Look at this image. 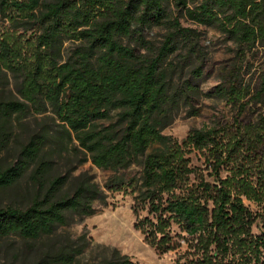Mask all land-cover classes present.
Here are the masks:
<instances>
[{"label":"trees","instance_id":"trees-1","mask_svg":"<svg viewBox=\"0 0 264 264\" xmlns=\"http://www.w3.org/2000/svg\"><path fill=\"white\" fill-rule=\"evenodd\" d=\"M0 17L14 31H30L27 38L0 37V94L9 72L22 98L0 95V152L30 110L50 107L58 127L30 137L14 162L0 164V188L28 169L33 186L26 207L0 208V237L35 240L73 215L94 213L93 202L103 198L95 184L78 179L68 193L67 177L48 175L44 147L76 142L104 170L141 165L128 182L135 187L133 211L148 205L155 222L144 221L159 251L170 248L171 220L193 248L182 264H264V76L252 94L240 81L247 56L264 50V0H0ZM181 18L213 29L233 51L231 69L206 94L242 105L240 111L249 100L259 106L245 122L193 129L179 143L163 129L180 102L197 94L201 70L194 64L204 59L201 32ZM152 27L164 30L159 44L146 38ZM66 41L72 47L65 56ZM113 114L114 122L99 126ZM190 148L204 150L210 178L189 166ZM242 197L260 209L253 212ZM257 219L263 231L254 234ZM71 257L60 253L55 261ZM100 264L139 263L114 251Z\"/></svg>","mask_w":264,"mask_h":264},{"label":"rangeland","instance_id":"rangeland-1","mask_svg":"<svg viewBox=\"0 0 264 264\" xmlns=\"http://www.w3.org/2000/svg\"><path fill=\"white\" fill-rule=\"evenodd\" d=\"M181 22L185 26L196 27L201 32L204 59L200 64H194L201 70L200 76L194 78L197 94L186 103L180 102L173 119L163 129L164 134L170 135L179 143H182L193 129L214 124L232 127L238 122H245L259 106L249 100L244 111H240L242 105L239 107L225 98L206 94L221 84L225 73L231 69L234 63L233 51L213 29L197 26L186 18H181ZM11 33H17L21 38L30 37L29 30L14 31L10 23L0 17V37ZM163 34V29L152 27L146 31V38L159 44ZM71 47L70 41L64 43L65 56ZM254 52L247 56L240 73V81L248 86L250 94L259 89L264 76V50ZM191 68L192 66L185 69V78H191ZM6 75L9 82L0 95L22 100L16 92L14 78L9 72ZM247 98L242 99V102H246ZM115 120L113 114L112 119L100 120L98 124L103 127ZM57 128L50 107L42 113H36L34 110L26 112L14 123L13 135L7 147L0 152V164L14 162L20 146L30 137L40 134L43 130ZM44 151L50 160L48 175L67 177L64 191L72 192L78 179H87L102 191L103 198L93 202V214L73 215L68 224L58 226L50 235H43L35 240L23 239L15 234L0 237V264H59L55 258L60 253L72 255L70 261L65 264H100L114 251L139 264H182L185 258L192 255L190 237L171 220L166 228L172 238L170 248L159 251L149 233L148 223L144 221L148 218L155 222L148 205L141 204L142 208L137 207L138 210L133 211L137 202L135 187L128 182L130 178L140 176V164L134 163L116 172L104 170L94 164L89 154L76 142H69L66 147L50 142L44 147ZM184 156L188 159L189 166L196 169V174L201 172L208 177L206 174L209 169L205 162L204 150L190 148ZM29 172L30 169L12 185L0 188V208H24L29 204L33 191ZM194 176L196 175H191L192 180ZM111 180L123 183L108 187L107 184H110ZM242 200L253 212L260 209L254 202L244 197ZM251 229L252 233L259 234L263 231V222L257 219ZM156 236L158 239L160 235ZM228 259L229 257H226V260Z\"/></svg>","mask_w":264,"mask_h":264}]
</instances>
